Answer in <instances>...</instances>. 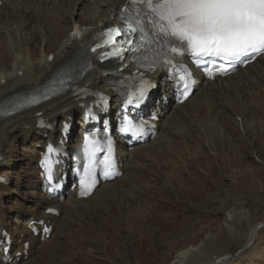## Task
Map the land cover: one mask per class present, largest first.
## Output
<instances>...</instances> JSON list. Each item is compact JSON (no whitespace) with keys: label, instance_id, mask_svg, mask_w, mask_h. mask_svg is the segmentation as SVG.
Wrapping results in <instances>:
<instances>
[{"label":"rangeland","instance_id":"374dc122","mask_svg":"<svg viewBox=\"0 0 264 264\" xmlns=\"http://www.w3.org/2000/svg\"><path fill=\"white\" fill-rule=\"evenodd\" d=\"M57 2L54 6V10H57L55 17L49 12L52 5L46 8L44 5L48 11L47 18L51 17L46 21L47 24L35 18V22L31 20V26L27 28L22 26L24 22L17 23L18 16L10 8L1 9L0 52L4 57L0 56V65L9 63L12 58L9 48L16 43L21 45L30 42L31 47L48 48L57 40L65 38L70 28L69 21L89 26L91 10H97L96 6H100L98 0H89L85 6H78L77 2L75 8L71 0V4ZM15 3L18 4L17 11H21L20 8L28 11L29 2L23 0ZM101 10L106 14L107 5L104 4ZM263 73L264 64L261 62L247 74L255 80L251 81L255 87L250 86L247 92L242 91V100H245L243 105L247 106L239 110L238 114L244 116L245 128H238L236 124L241 118L221 97L217 99L219 105H214L209 115L219 112L217 117H221L222 121L212 116V124H203L202 127L194 119L187 118L171 132L168 130L173 125L166 122L168 124L149 143L150 146L135 155V165L143 169L140 173H132L137 175H133L138 178L137 183L143 182L138 192L130 190L135 197L129 198L126 192L122 203L110 200L105 203V206H109L106 211L100 209L99 218L87 215L81 226H77L78 230L71 228L68 239L63 240L59 238L61 235L58 236L56 244L59 248L69 238H78L74 242L77 246L69 245L66 248L69 254L60 255L65 252L60 251L58 256L61 258L50 264H172L180 251L192 249L194 254L197 253L198 249L196 252L191 246L193 239L205 229L212 228V225L218 228L213 227L211 231L216 235V244L212 247L217 255L227 252L229 258L225 264H264V234L260 241L248 247L244 246L241 237L229 247L225 246L219 240L235 237L233 230L241 232V224L237 220H227L232 225L231 235V232H227L224 218L217 217L244 202L247 204L245 215L249 218V210H254L257 201L264 202ZM196 97L200 99L202 92H197ZM238 101L232 102L237 104ZM207 119V116L202 115L198 120L207 122ZM151 149H156V152L160 150L164 155L160 154V159L152 157L154 160H143L140 153H151ZM8 158L11 166L7 173L12 184L10 194L3 201L10 208L7 225L14 229L16 226L23 227L25 222H19L13 208L19 204L26 209L33 208L32 198H39L40 193L37 169L30 160V149L26 143L19 142ZM172 164L177 168L173 169ZM129 166L136 168L132 163ZM130 184V179H126L122 185ZM129 188L126 187V191ZM99 230L103 232V237L97 236ZM82 241L89 244V247L85 245L88 250L81 251ZM210 261L207 259L204 264H211ZM37 264L47 262L37 261Z\"/></svg>","mask_w":264,"mask_h":264},{"label":"bare ground","instance_id":"6f19581e","mask_svg":"<svg viewBox=\"0 0 264 264\" xmlns=\"http://www.w3.org/2000/svg\"><path fill=\"white\" fill-rule=\"evenodd\" d=\"M1 1L3 4L2 8L0 7V12L4 7L10 8L18 16L17 23L21 24L24 22V25L22 26L26 28L31 26V20L34 21L35 18V20H44V24H47L46 21L51 19L49 16L47 18L46 12L48 11L44 9V5L45 8L47 5H52V7L49 9V12L53 13L55 17L57 15V10H54V6L58 3L57 1H59L60 4L64 3L63 1L68 2L69 4L72 2L73 8L76 7L77 2L78 6H85L86 3L89 2V0H71V2L70 0H25V2H29L28 11L23 8L19 9L21 11H17L16 8L18 7V4L15 2L23 0ZM126 1L127 0H98V2H100V6L95 5L97 10L95 8L92 10L90 9L91 12L88 20L90 22L88 25L94 27L103 23H115L118 21V10L120 6ZM104 4H106L108 7L106 14H103V11L101 10V8L104 7ZM72 16L73 13L71 14V17ZM18 26L19 25H17V27ZM82 26L83 25L79 22L76 23V21H73V23H70L69 21L70 28L66 35H64L65 38L57 40L54 45H52V47H31L29 44L30 42L21 45L16 43L14 46L9 48L12 57L9 63L0 65V115H4L0 117V176L6 178V183L0 184V241L2 239L1 231L6 227V220L8 218L10 209L9 206L3 201L10 194L12 184L7 173V169L11 166V161L9 160L8 155L13 152L14 148L19 142L22 141L26 143L29 141L27 145L32 148L30 160H37L40 155V150L38 147H44L46 144V141L43 137L32 134L38 120L45 119L48 120L53 126L55 125L53 130L49 133V138L53 139L61 129L57 126V123L61 122L62 120L75 118L81 111L79 105L85 102L80 100L78 96H74L73 93H68L57 98L54 97L43 100L38 106L35 107L23 105L21 99L36 92L38 89L46 85L56 76L59 70L72 65L74 62V57L79 51V45L74 39L73 32L76 34L82 29ZM0 56L4 57L2 52H0ZM52 56L54 57V60L50 61ZM261 62L264 64V56L260 57L253 65L247 66L245 70H239L237 73L225 79H216L214 82L203 84L200 86L202 97L198 99L195 92L193 96L181 106L174 105L175 102L174 99H172V90L167 91L166 87L162 94H159L160 92L158 91L156 99L154 102H152L153 112L160 115L158 131H161L163 126L168 124L166 123L168 121L171 126L173 125L172 129H169L168 131L171 132L173 129L176 130L178 126L182 124V121L187 118L194 119L199 124V126L202 127L203 124H212V116H215L216 119L219 118L217 117L219 116V112L210 116L209 111L211 112L214 110V105H219V100L217 99L220 97L222 100L227 101L226 104L232 108L234 112H237L236 116L241 118V121L237 122L236 124L238 128H245L244 116L242 117V114H238V112H240L239 110H242L247 106L243 105L245 100H242V91L247 92L252 86L255 87L253 82H251L252 80H255L251 79L252 77L249 78L247 74L254 70L255 67L261 64ZM114 69L115 68L112 66L107 67L108 71ZM242 75L245 76L241 77ZM163 77V75L156 74L152 77V79L155 82H165ZM83 83L88 85L93 90L109 92L113 95L110 87L105 83V78L103 77L102 73H88L83 79ZM237 99H239L237 104L236 102H232L233 100L235 101ZM249 105L250 104H248V106ZM40 113H42V116L39 117ZM202 115H204V117H208L207 122H204L205 120H198L202 117ZM219 119L222 121L221 117ZM81 127L82 129L80 131L82 133L85 128L83 124H81ZM149 146V144H144L143 146L140 145L130 152L128 150H121L120 154H122V161L127 163L124 166V174L122 178L106 185H101L89 199L77 200L76 192H69L70 197H68L63 203L58 202L56 199H51L45 196L42 197L39 195V198H32L33 208L26 209L25 207H22L21 204L15 206L13 209L16 211L17 218H20L23 221L27 220V223L23 228L16 227L12 229L13 233L17 234V238L14 240L15 251L14 253H11V263H7V261H5L3 250L0 247V264H37V261L40 263H45L46 261L47 264H50L56 259L61 258V256H58L60 251H65L60 255L64 253L69 254L70 251L68 250V252H66V248L69 245L76 247L77 245L74 242H76L78 238H75V236L74 238L76 240L69 238L71 241L67 240L66 244L63 242L65 245H62L63 243L59 242L61 243L59 248V245L57 246L58 243L56 244V239L58 236L61 235L59 238H62L63 240L68 239V237H70L69 234L71 232V228L74 231L75 228L78 230L77 226L82 223V220L86 218L87 215L99 218L100 209L106 211L109 206H105V203L109 202L110 200L120 201L122 203V198L126 196V192L129 198H134L135 196H132L134 193L130 192V190H137L138 192L140 190V185L143 183H137V177H133L134 174H132L137 172L140 173V170H143L140 168L141 166L139 167L138 165H135V155L136 153H139L141 149L148 148ZM150 151V154L145 152L140 153L141 158H143V160L148 159L149 161L154 160L152 157L160 159L161 156L164 155V152H161L160 150L158 151L159 154L156 152V149H151ZM157 154L159 156H157ZM130 163L134 164V167L136 168L129 166ZM171 167L173 169L177 168V166L173 164ZM126 179H130L131 181L129 186L122 185ZM38 180V185L41 191H43L42 181L39 177ZM126 187H130L129 190L126 191ZM262 201H257L258 203L256 204V207L253 211L249 210L250 219L245 215L247 204H244V202L243 204L234 205V208H231L227 214H225V212H227L225 210L222 212V214L217 215V217L219 216L224 218L227 232H231L230 229H232V225L227 222L228 219L237 220L241 224V232L233 230V233L236 235L235 237L231 236L222 238L219 240V242L229 247L233 241L238 240L239 237H241L240 240L242 243L244 242V246L248 247L253 245L255 241H260L261 236L264 234V202ZM49 208H57L60 214L59 217L46 215L45 210ZM40 220L49 222L53 226V233L51 234L50 238L48 240H44L43 243H41V237H33L32 233L27 227L31 221L35 222ZM213 227L214 229H218L216 226L212 225V228ZM212 228L205 229L193 239V245L191 246L192 248L196 249V252L198 249L197 253L194 254L192 249L180 251L176 256L175 262L172 264H204L205 260L207 259L212 260V262L210 261L211 264H225L229 258V255L225 251L223 252L224 254L217 255L216 251L213 250L212 245L216 244V235L211 233ZM79 232L80 229L78 231V237ZM233 233L231 232V235ZM22 235H24L23 239H21ZM97 236L103 237V232H101V230L97 231ZM27 241L30 242V248L28 251V259L25 261V255H22L21 259H19L17 257V253L24 252L23 244ZM85 245H88L89 247L87 242L82 241L80 245L81 251L88 250L85 249ZM50 254L52 255L51 257H49ZM44 257L47 259L43 260Z\"/></svg>","mask_w":264,"mask_h":264},{"label":"snow or ice","instance_id":"6c2138e0","mask_svg":"<svg viewBox=\"0 0 264 264\" xmlns=\"http://www.w3.org/2000/svg\"><path fill=\"white\" fill-rule=\"evenodd\" d=\"M139 2L148 7L160 33L181 42L173 54L190 50L197 57H222L235 64L264 53V0ZM111 167L106 164L105 176L112 174Z\"/></svg>","mask_w":264,"mask_h":264}]
</instances>
